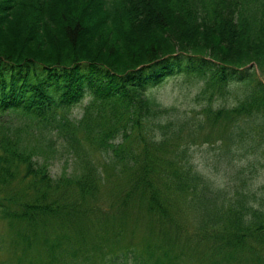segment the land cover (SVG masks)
<instances>
[{"label":"trees","instance_id":"1","mask_svg":"<svg viewBox=\"0 0 264 264\" xmlns=\"http://www.w3.org/2000/svg\"><path fill=\"white\" fill-rule=\"evenodd\" d=\"M263 171L264 0H0V264H264Z\"/></svg>","mask_w":264,"mask_h":264},{"label":"rangeland","instance_id":"2","mask_svg":"<svg viewBox=\"0 0 264 264\" xmlns=\"http://www.w3.org/2000/svg\"><path fill=\"white\" fill-rule=\"evenodd\" d=\"M188 85L189 83L185 82V80L181 78L170 80L165 86H163L161 90L158 91V99L161 100L167 106L173 105L174 103L180 105L185 104L187 100H189V103H186L187 105H191V104L194 105L195 102L197 103L194 94L186 97V94L189 93V89L187 88ZM208 149L209 146L207 145L201 147L198 146L195 148L197 152L196 153L197 162L202 160L203 156H208ZM65 155L66 158L61 157L53 163L52 174L54 176L62 175L64 172L70 170L73 167V161L71 157H69L67 152L65 153ZM259 182H261L262 185H264V171L261 177L259 178ZM101 199L104 200L105 198L101 197ZM8 227L9 226L6 223L1 222L0 234L7 233L9 231ZM7 234H11V230ZM141 234H145V232L144 233L142 232ZM139 236L142 237L144 235H139Z\"/></svg>","mask_w":264,"mask_h":264}]
</instances>
